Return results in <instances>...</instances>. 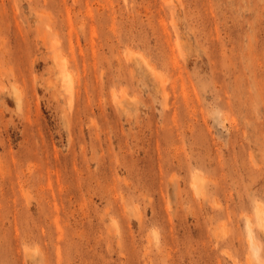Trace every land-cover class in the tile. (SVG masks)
Wrapping results in <instances>:
<instances>
[{"label":"rangeland","instance_id":"1","mask_svg":"<svg viewBox=\"0 0 264 264\" xmlns=\"http://www.w3.org/2000/svg\"><path fill=\"white\" fill-rule=\"evenodd\" d=\"M257 209L264 0H0V264H264Z\"/></svg>","mask_w":264,"mask_h":264},{"label":"bare ground","instance_id":"2","mask_svg":"<svg viewBox=\"0 0 264 264\" xmlns=\"http://www.w3.org/2000/svg\"><path fill=\"white\" fill-rule=\"evenodd\" d=\"M64 68V67H63ZM14 90V89H13ZM15 93V92H14ZM15 95V94H14ZM18 95V94H17ZM16 95V96H17ZM19 97V96H18ZM256 215H257V217H258V221H259V223H257L259 226H260V229H259V231L261 230V232L262 233H264V219L262 218V214H261V210L260 209H257L256 210ZM250 225V224H249ZM248 248L249 249H251L250 250V252L252 251L253 253H251V254H256V256L258 257V255L257 254H259L258 253V251L260 250V248H259V245H258V242H257V240H255V238H254V236L252 235V233H251V231H250V226H249V230H248ZM260 252V251H259ZM253 258H254V256H253ZM254 260H257L256 259V257H255V259Z\"/></svg>","mask_w":264,"mask_h":264}]
</instances>
